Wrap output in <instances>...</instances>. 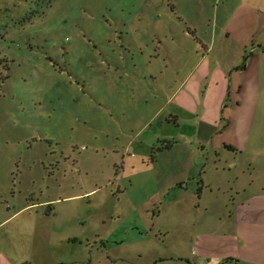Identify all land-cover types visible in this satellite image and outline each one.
I'll return each instance as SVG.
<instances>
[{"label": "crops", "instance_id": "obj_1", "mask_svg": "<svg viewBox=\"0 0 264 264\" xmlns=\"http://www.w3.org/2000/svg\"><path fill=\"white\" fill-rule=\"evenodd\" d=\"M162 2L177 27L134 46L110 10L86 32L67 14L34 27L41 0L9 17L0 148L55 198L9 185L0 264H264V3Z\"/></svg>", "mask_w": 264, "mask_h": 264}, {"label": "rangeland", "instance_id": "obj_2", "mask_svg": "<svg viewBox=\"0 0 264 264\" xmlns=\"http://www.w3.org/2000/svg\"><path fill=\"white\" fill-rule=\"evenodd\" d=\"M19 1L21 2L20 5L17 4L16 0H0V40L3 36H6L5 32L11 25L9 17L21 14L23 10L28 8V5L33 2V0ZM261 1L264 3V0ZM156 3H158L157 0H41V7L39 8L40 16L37 21H34L33 26L40 27L42 23L51 24L52 21L58 20L63 15L67 14L74 20V25L73 27H68L69 30L74 32L95 31L97 30V20L100 19L101 16H108L107 12L110 10L109 14L112 16L122 15L129 17V22L123 23L126 27H122V31H127L129 35H131L127 40V45L134 46L137 45L140 34L146 35L153 31H158L160 34H163L166 33L168 29L177 27V20L174 19L173 13L162 0H159V9L155 12L158 18H151L149 16L152 13V7L155 6ZM18 29H21L20 31L23 30L22 26H19ZM111 29H113V26ZM191 43L192 41L190 45ZM6 153L7 151L4 148H0L1 217L4 215L6 204L9 202L8 187L10 184H13L17 191L19 189L21 190L22 196L18 198V200L20 199L22 202L28 197L25 194H27L31 188L35 190L34 194L31 196L34 200H45L49 197L55 198L53 190L42 188L44 183H42L43 168L41 165L37 163H27L24 160L20 163L13 162L7 158ZM105 164L106 162L103 161V159H99L98 163H92L91 166L95 169H103L106 167ZM72 171L73 175L77 177L75 170L72 169ZM34 179L36 180L35 184H33ZM113 180L109 184L100 187V205H104V207H112L115 201L111 199L107 200L105 195H111V197L115 199L118 194L119 183ZM93 184L94 183L91 181L86 182L87 188H91ZM99 184L102 185L104 182H100ZM76 204L78 207L86 208L89 205V199L85 198L77 201ZM91 205H93V203ZM3 229L4 228L0 231ZM182 264H185V262Z\"/></svg>", "mask_w": 264, "mask_h": 264}, {"label": "trees", "instance_id": "obj_3", "mask_svg": "<svg viewBox=\"0 0 264 264\" xmlns=\"http://www.w3.org/2000/svg\"><path fill=\"white\" fill-rule=\"evenodd\" d=\"M245 67V59L242 62L241 66L239 68ZM171 122L175 123L173 119L170 120ZM172 146V142H160L159 145L154 146L151 151L150 160H153L155 157V154L162 150H167ZM26 264V263H25Z\"/></svg>", "mask_w": 264, "mask_h": 264}]
</instances>
